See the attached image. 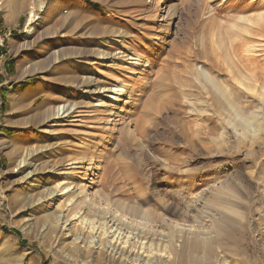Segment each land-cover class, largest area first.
<instances>
[{
    "label": "rangeland",
    "instance_id": "obj_1",
    "mask_svg": "<svg viewBox=\"0 0 264 264\" xmlns=\"http://www.w3.org/2000/svg\"><path fill=\"white\" fill-rule=\"evenodd\" d=\"M125 49L146 72L98 59ZM90 77L132 103L96 107ZM71 102L69 123L47 121ZM67 172L83 194L26 223ZM0 249V264H264V0H0Z\"/></svg>",
    "mask_w": 264,
    "mask_h": 264
},
{
    "label": "bare ground",
    "instance_id": "obj_2",
    "mask_svg": "<svg viewBox=\"0 0 264 264\" xmlns=\"http://www.w3.org/2000/svg\"><path fill=\"white\" fill-rule=\"evenodd\" d=\"M99 55L100 56H99L98 59H100L101 62H107V63L109 62L110 64H114V65L115 64H119L121 66H127L125 69H127V70L130 69L131 72L136 70V69H138V68H140L142 71L146 72L147 69L149 68L150 64H151L146 57H144L141 54H139L138 52H136L135 49H125V51L122 54H119L118 56L112 55V54H109V53H106V54L103 53V54H99ZM107 66L110 67L111 65H107ZM99 87L97 86V84L95 82V79L90 77V78H86V80L82 82L80 91L82 93V97H85V98H87V99H89L91 101L95 100L97 102L96 105L94 103V105L96 107H99V106L101 107V106H104V105L106 106V102L109 101L110 102L109 105L106 106V107L109 108V115H111L112 113H115V111H117V110H121V111L125 110V107H127L128 105H130L132 103L133 93H132L130 87H128L127 85L122 83L119 79L116 80V81L114 80V83L112 85H110L109 87H100V88ZM69 94L67 93L65 96H67ZM70 96H72V94ZM77 108H78V106H77V103H75V102L74 103L71 102V103L63 104V105H60V106L58 105V107L55 108L53 114L49 116L47 121L51 122V123H54L53 126H59V125L63 126L65 123H69L70 119L72 118V114H74L76 112ZM123 113H124V111H123ZM112 116H113V114H112ZM107 124H108V122L106 123V125ZM248 126L250 128V123H249ZM248 126L246 125V127H248ZM45 132H47V131H45ZM82 143H84V142H82ZM85 145L88 146L87 143ZM88 148H90V147H88ZM75 158L77 159L78 157H75ZM90 160L93 161V158H91ZM81 161H82V159L81 160H74V159L72 160L71 159V163L69 162L70 164H69V168L68 169H70V170H81V169H83V167L80 165ZM92 163H90L88 168H86V170L83 172L84 176L91 175L89 173L92 172V168H93L92 167ZM66 165H68V164H66ZM57 166H59V165H57ZM21 167H22V165H21ZM51 169H53V168H51ZM22 172H24V171H22ZM37 174H38L37 169L29 171L27 174H25L22 177L23 179H21V184H24V185L28 186L27 188H31V186H33V183L30 184V182H32V179H34ZM68 174H69V172H67V174H64V175H62V173H61V175L63 176V177L61 176L62 177L61 181L62 180L64 181V183H61L62 185L58 184L55 187H49L48 186V188L44 189L46 191V194L43 193L44 191H42V190L38 191L40 196H39V198L37 200H33L32 198H30V199H28L25 202L26 204L24 206V212L26 213V217H25V222L26 223L31 224V223L35 222L36 219H37L38 212L40 213V211H42L44 208H45L44 213H45L46 217L47 216L48 217L49 216H54L55 213L57 212V209H58L57 202L59 200L63 199V198L72 197V199H70L71 200L70 202H76L77 201V197H78L77 193H82L83 194L84 185L82 183H80V182L77 183L75 181L70 180V178L68 176H65V175H68ZM70 174H72V173H70ZM50 179L49 180L45 179L46 184H49ZM68 179H69V181H68ZM83 180H85V179H83ZM78 181H80V180H78ZM29 197H32V195H30ZM78 216H79V214H78ZM112 216L117 217V214L114 213ZM41 217H44V216H41ZM58 218H61L62 228H64L65 230L68 231V233H70L69 235L73 238V241L83 242L84 244H89V243L93 242V240H85L81 236H76L73 233L71 234V232H73V227H70L72 222H71V220L67 219L66 215L59 214ZM40 219H43V218H40ZM97 221H98L99 225H97V226L92 225L90 227L93 228V229L97 228V229H100L101 231L105 232V226H103V223H105V222H101L99 220H97ZM80 222H82V220ZM83 224H87V223H83ZM99 234H101V232ZM114 234H115V232H114ZM116 234H117V232H116ZM118 238L121 240V238L119 236H118ZM115 240L113 242H115ZM116 243L118 244L120 242L118 241ZM98 246L101 248L102 244L100 243ZM109 249H111V251H116V253L118 252L117 247L112 246V244L109 245ZM0 253H1V256H2V257L0 256L1 257L0 260L4 261V259H5L4 256L6 255L5 251L3 249L2 250L0 249Z\"/></svg>",
    "mask_w": 264,
    "mask_h": 264
}]
</instances>
